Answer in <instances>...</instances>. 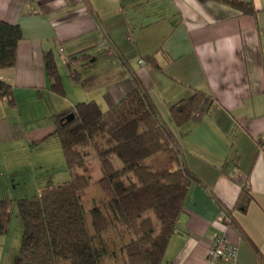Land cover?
Listing matches in <instances>:
<instances>
[{"label": "crops", "instance_id": "obj_1", "mask_svg": "<svg viewBox=\"0 0 264 264\" xmlns=\"http://www.w3.org/2000/svg\"><path fill=\"white\" fill-rule=\"evenodd\" d=\"M240 1L255 13L212 0H0V20L22 34L15 64L0 69L14 93L12 102L0 100V199L35 192L64 169L42 157L61 110L88 100L108 108L133 89L136 75L173 128L168 106L200 90L209 106L180 140L199 182L188 189L160 264H205L218 235L238 249L235 261L218 264H264V0ZM46 52L63 95L50 90ZM153 52L156 66L142 63ZM242 188L250 198L237 208ZM224 210L229 224L219 220ZM12 217L0 235V264L16 263L12 229L21 237V227Z\"/></svg>", "mask_w": 264, "mask_h": 264}, {"label": "trees", "instance_id": "obj_2", "mask_svg": "<svg viewBox=\"0 0 264 264\" xmlns=\"http://www.w3.org/2000/svg\"><path fill=\"white\" fill-rule=\"evenodd\" d=\"M212 1L226 2L244 14L256 11L249 2ZM21 37L18 25L0 20V69L15 64ZM155 54L144 55L142 63L156 66ZM82 56V60L87 57ZM44 63L50 90L63 95L51 53L44 54ZM132 80L133 89L105 110L88 100L53 116L69 179L54 182L52 173L35 192L0 199V235L8 232L14 208L21 227L15 264H107V248L98 243L112 224L132 236L119 248L121 264L161 263L170 236L177 232L188 189L199 182L182 159L180 140L189 132L191 117L208 105V98L196 90L170 104L172 128L160 118L138 77L132 75ZM13 94L12 86L0 79V100L12 102ZM90 152L99 166L97 182L108 197L111 217L99 206L89 211L84 207L91 184L85 165ZM249 198L242 188L235 206L245 208ZM251 248L262 259L252 243Z\"/></svg>", "mask_w": 264, "mask_h": 264}, {"label": "rangeland", "instance_id": "obj_3", "mask_svg": "<svg viewBox=\"0 0 264 264\" xmlns=\"http://www.w3.org/2000/svg\"><path fill=\"white\" fill-rule=\"evenodd\" d=\"M101 109L105 110L107 108H101ZM42 157L46 160L50 158V167L52 168L53 167L60 168V165H64V157L61 149L59 148L57 136L54 133L52 134V137L50 138V141L47 145V149L44 151ZM85 160H86L85 165L89 169L88 175L91 184L90 187L86 190L85 196L83 198L84 207L87 211H89V209L92 208L93 206H99L106 215L110 216V213L106 208V202L108 201V197L105 194V192L102 191L101 187L97 182L100 177V171L94 153L90 152V154L86 157ZM42 169L43 168L41 167L39 171H41ZM78 172H82V170L79 169ZM47 174H45V176ZM53 178H55L56 182L57 181L61 182L69 179V175L65 169H60L59 171L53 174ZM15 212L12 215L13 216L12 218L13 220L16 221L17 219L15 217L16 214ZM13 220L11 222H13ZM12 230H13L12 244L17 245L16 247L17 249H19L21 242V237H19L18 235V233H20L18 231L19 227L17 230L15 225H13ZM131 238L132 236L128 234L126 231H124L121 227H117L113 224L111 225V228L106 233H104L101 241L98 243L99 245L105 246L107 248V253H108V256L106 257L107 264H121L119 248L123 245V243L131 240ZM111 254H113L114 256H111Z\"/></svg>", "mask_w": 264, "mask_h": 264}, {"label": "built area", "instance_id": "obj_4", "mask_svg": "<svg viewBox=\"0 0 264 264\" xmlns=\"http://www.w3.org/2000/svg\"><path fill=\"white\" fill-rule=\"evenodd\" d=\"M219 220L230 223V219L224 212L221 213ZM238 254L237 246L229 241L225 235H218L213 238L206 254L205 264H218V261H235Z\"/></svg>", "mask_w": 264, "mask_h": 264}, {"label": "water", "instance_id": "obj_5", "mask_svg": "<svg viewBox=\"0 0 264 264\" xmlns=\"http://www.w3.org/2000/svg\"><path fill=\"white\" fill-rule=\"evenodd\" d=\"M71 118V115L70 116H68V119H70Z\"/></svg>", "mask_w": 264, "mask_h": 264}]
</instances>
